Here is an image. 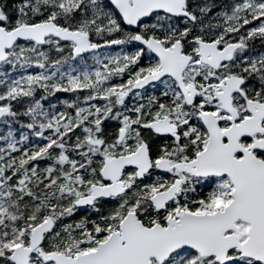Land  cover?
Instances as JSON below:
<instances>
[{
  "label": "snow or ice",
  "instance_id": "1",
  "mask_svg": "<svg viewBox=\"0 0 264 264\" xmlns=\"http://www.w3.org/2000/svg\"><path fill=\"white\" fill-rule=\"evenodd\" d=\"M0 264H264V0H0Z\"/></svg>",
  "mask_w": 264,
  "mask_h": 264
}]
</instances>
